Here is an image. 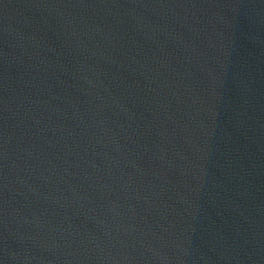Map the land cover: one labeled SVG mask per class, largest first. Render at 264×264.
I'll list each match as a JSON object with an SVG mask.
<instances>
[{
	"label": "water",
	"instance_id": "95a60500",
	"mask_svg": "<svg viewBox=\"0 0 264 264\" xmlns=\"http://www.w3.org/2000/svg\"><path fill=\"white\" fill-rule=\"evenodd\" d=\"M22 264H264V152L150 219Z\"/></svg>",
	"mask_w": 264,
	"mask_h": 264
}]
</instances>
